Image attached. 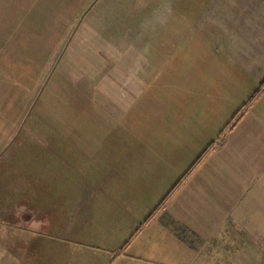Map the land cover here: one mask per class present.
Returning a JSON list of instances; mask_svg holds the SVG:
<instances>
[{
  "label": "crops",
  "instance_id": "1",
  "mask_svg": "<svg viewBox=\"0 0 264 264\" xmlns=\"http://www.w3.org/2000/svg\"><path fill=\"white\" fill-rule=\"evenodd\" d=\"M245 5V12L252 17L251 23L240 32L242 35L232 36L227 46L221 48L216 40L221 41L222 37L213 36L209 27L206 30L200 25L176 26L181 39L170 44L169 50L186 51L189 31L207 41L202 49L208 51V56L203 57L206 61L196 71L184 60L181 67L186 66L185 72L168 75L175 65L172 53L164 59L157 58V51H152L151 46L147 53L139 44L136 48L135 43L132 72L117 77L116 93H100V96L85 93L86 134H91L92 122H98L93 113L90 115V109L99 107L102 114L108 113L100 119L101 136L88 137L83 144L75 143L76 149L70 145L69 152H74V159L68 161L69 169L43 171L38 175L40 181L37 180L42 184L45 183L42 179L50 178L53 185L59 178L76 179L77 201L67 207L65 202L55 200L50 218L42 212V219L38 216L0 219V224L3 222L7 227L4 234L0 233V264H14L16 259L21 260L20 264H28L31 258L32 263L43 258L36 250L29 255L24 249L29 246V240L38 243L46 234L52 239H61L60 232L45 228L49 220L57 222V217L64 221L67 216L70 231L63 239L75 243V248L108 249L109 240L116 238L123 242L134 232L204 148L206 140L213 139L222 127L226 116L217 122L222 99V68L229 77L228 85H224L226 90L234 92L245 86V92L239 94L240 100L249 95L252 79L264 73L259 67L264 65V0H245ZM204 11L189 14L184 10L177 12V16L201 18L207 14ZM172 30L176 33L174 26ZM145 52L146 57L142 59ZM177 57L178 54L173 58ZM158 60L166 67L156 69L160 65ZM202 83L208 92L211 84L214 93H206ZM172 93L186 99L173 102ZM263 102L264 93L216 143L165 206L139 230L122 257L149 262L183 256L190 257V264L199 257H220L224 250L240 252L250 248L256 257H263L264 221L255 219L252 212L264 210ZM179 103L180 107L175 109ZM237 106L236 100L230 101L225 106L227 115ZM123 125L126 129L121 130ZM127 129L130 133L124 134ZM43 206L44 202L40 206L37 203L36 208L43 209ZM60 209L69 213L61 216ZM30 231L36 235L32 239L28 236ZM55 253L56 250L51 251L53 256ZM68 263L69 260L65 262Z\"/></svg>",
  "mask_w": 264,
  "mask_h": 264
},
{
  "label": "rangeland",
  "instance_id": "2",
  "mask_svg": "<svg viewBox=\"0 0 264 264\" xmlns=\"http://www.w3.org/2000/svg\"><path fill=\"white\" fill-rule=\"evenodd\" d=\"M169 4L172 11L170 15L167 14V23H158L157 18L162 9ZM200 9L205 10L206 16H177L179 11L185 10L193 14ZM245 9V0H0L1 221L6 217L16 220V217L23 216H32L34 219L38 216L42 219V212L48 217L54 212L51 208L53 209L55 200L65 202L67 207L73 206L77 201L76 179L63 177L51 185V179L44 178L42 180L45 183L40 184L38 175L46 170L69 169L68 161L74 159V152H69L70 145L76 149L75 143L83 144L88 137L101 136L100 119L104 116L106 118L108 113L102 114L99 107L96 110L90 109V115L93 113L98 122H92L91 128L89 125L91 134H86L85 93H97L98 96L100 93H116L117 77L132 72L131 58L135 43L136 48L139 44L145 51L151 46L152 51H157V58L164 59V56L172 53L175 65L168 75H171V72H185L183 69L186 66L181 67L185 62L193 65L196 71L197 66L206 61L203 57L208 56V51L202 49L205 47L203 43L207 41L189 31L187 37L190 43L186 51L169 50L170 44L181 39L176 26L200 25L206 30L209 27L213 36L222 37L221 41L216 40L221 48L223 45L227 46L232 36L242 35L240 32L244 31L247 23H251L252 17ZM173 26L176 33L172 30ZM231 29L238 32L234 30V33H230ZM176 54L178 57L173 58ZM145 57L146 52L142 59ZM158 62L160 65H157L156 69H163L164 62ZM259 67L264 69V65ZM222 70V99L219 100L217 122H221L226 116L223 127L264 78V73L258 75L259 78L255 79L256 76L252 79V88L247 92L249 95L240 100L239 94L245 92V86H240L234 92L226 90L224 85H228L229 77L225 69ZM252 71L254 75L257 74ZM203 86L202 83L201 87ZM203 90L206 93H214L211 84L209 92L206 86ZM182 93L180 95H183ZM177 94L179 93H172L173 102L179 98L176 97ZM181 99L182 97L178 100ZM235 100L238 106L227 115L229 102ZM176 106L180 107V103L175 105V109ZM262 106L264 108V102ZM113 122L116 126L114 115ZM104 124L107 125L106 121ZM123 129H126L124 125L121 130ZM128 132L127 129L122 133ZM210 132L211 129L207 131L206 137ZM213 139L206 140L205 144ZM43 202L44 208L37 209V203L40 206ZM252 212L255 219L264 221V210ZM63 213L67 215L69 210L60 209L59 215ZM66 217L64 221L57 217L55 223L51 219L50 224L45 225L46 229L60 232L61 239H52L46 234L41 236L38 243L29 240V246L24 251L29 255L33 250L38 251L39 256H43L36 261L38 264H65L67 260L68 264H189L190 257L183 256L150 259L149 262L135 260L129 256L122 257L125 250L114 259V255L127 239L123 242L116 238L109 240L108 249H82L80 246L75 248V243L63 239L70 231ZM66 222L67 225L63 224ZM29 228L33 229V226L30 225ZM6 230L7 227L1 222L0 233L4 234ZM28 236L32 239L36 235L33 236L30 231ZM134 243L133 241L132 244ZM139 243L140 241L138 246ZM245 246H248V243H245ZM252 249L240 252L224 250L221 251L220 257H199L193 259L190 264H264V252L263 257L258 258ZM52 250H56V258L51 254ZM203 254L208 255V252ZM20 261L16 259L14 264H20ZM27 262L36 264L32 263V258Z\"/></svg>",
  "mask_w": 264,
  "mask_h": 264
},
{
  "label": "trees",
  "instance_id": "3",
  "mask_svg": "<svg viewBox=\"0 0 264 264\" xmlns=\"http://www.w3.org/2000/svg\"><path fill=\"white\" fill-rule=\"evenodd\" d=\"M264 91V78L260 80L253 90V92L248 96V98L241 104V106L232 114L230 119L223 125V127L218 131L215 139L211 140L193 159L185 171L178 177V179L172 184L169 190L157 203V205L148 213L140 225L134 230V232L127 238L123 245L118 249L114 259L117 254L122 253L126 246L133 240L135 235L139 230L146 225L166 204V202L175 194V192L182 186V184L187 180V178L192 174V172L200 165V163L206 158V156L214 149L215 144L219 141L228 131L232 130L236 123L242 118L248 107L262 94Z\"/></svg>",
  "mask_w": 264,
  "mask_h": 264
},
{
  "label": "clouds",
  "instance_id": "4",
  "mask_svg": "<svg viewBox=\"0 0 264 264\" xmlns=\"http://www.w3.org/2000/svg\"><path fill=\"white\" fill-rule=\"evenodd\" d=\"M171 11H172V9H171L170 4L164 6V8L161 11L160 16L157 18V22L160 23V24L167 23V15H165V14H169L170 15Z\"/></svg>",
  "mask_w": 264,
  "mask_h": 264
}]
</instances>
